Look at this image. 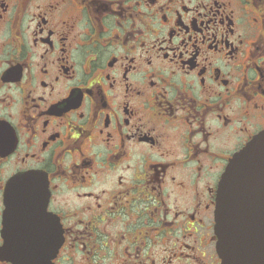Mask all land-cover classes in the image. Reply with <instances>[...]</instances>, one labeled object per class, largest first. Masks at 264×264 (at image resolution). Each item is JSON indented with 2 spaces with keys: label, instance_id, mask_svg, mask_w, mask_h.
<instances>
[{
  "label": "flooded vegetation",
  "instance_id": "flooded-vegetation-1",
  "mask_svg": "<svg viewBox=\"0 0 264 264\" xmlns=\"http://www.w3.org/2000/svg\"><path fill=\"white\" fill-rule=\"evenodd\" d=\"M262 130L264 0H0V264H221Z\"/></svg>",
  "mask_w": 264,
  "mask_h": 264
},
{
  "label": "water",
  "instance_id": "water-1",
  "mask_svg": "<svg viewBox=\"0 0 264 264\" xmlns=\"http://www.w3.org/2000/svg\"><path fill=\"white\" fill-rule=\"evenodd\" d=\"M216 250L222 264H264V130L226 167L214 209ZM61 243L54 231V254ZM53 248L51 241V257Z\"/></svg>",
  "mask_w": 264,
  "mask_h": 264
}]
</instances>
